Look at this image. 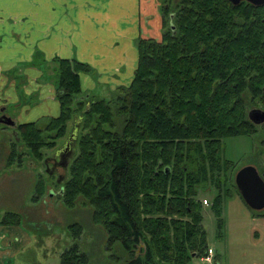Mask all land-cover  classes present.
<instances>
[{
  "label": "trees",
  "instance_id": "1",
  "mask_svg": "<svg viewBox=\"0 0 264 264\" xmlns=\"http://www.w3.org/2000/svg\"><path fill=\"white\" fill-rule=\"evenodd\" d=\"M173 1L160 0L161 40L138 39L134 78L109 99L91 96L88 105L80 76L95 71L76 59L54 58L49 70L60 115L18 125L8 163H22L18 146L44 161L43 150L55 149L70 123L82 119L79 156L61 195L70 208L78 198L94 208L93 221L104 227L109 247L124 241L126 264H191L206 255L198 193L213 184L219 216L222 183L237 189L220 156L224 140L264 130L248 117L251 109L264 110V10H256L255 29L243 33L236 18L249 22V9L229 0H177L175 9ZM43 60L37 51L32 65L44 66ZM258 142L261 157L264 137ZM44 191L41 181L34 201ZM2 225L20 226L21 217L7 213ZM69 228L73 245L60 264H91L79 244L83 228ZM140 243L144 254L134 255Z\"/></svg>",
  "mask_w": 264,
  "mask_h": 264
},
{
  "label": "crops",
  "instance_id": "2",
  "mask_svg": "<svg viewBox=\"0 0 264 264\" xmlns=\"http://www.w3.org/2000/svg\"><path fill=\"white\" fill-rule=\"evenodd\" d=\"M160 3V0H0V55L4 57L0 59V118L5 114L20 125L60 115L56 87L47 78L56 57L76 59L95 71L80 76L85 95L109 99L118 88L128 86L138 65V39L161 40L163 36ZM37 51L43 53L42 68L32 65ZM21 62L31 64L37 72L30 74L31 81L36 82L30 95L37 94L30 97V102L18 103L12 98L17 96L12 89L15 79L12 71ZM6 72L9 74L4 75ZM33 101L35 107H31ZM16 104L18 108L9 112V105ZM8 128L11 127L0 126L3 136H0V260H5V255L15 259L29 245H34L35 235L27 229L29 222L40 232L52 229L54 221H59L50 219L47 209H38L47 212L44 216L32 217L34 205H28L27 201L39 208L43 199L49 198L51 184L46 175L51 174L43 173L42 162L31 159V154L21 156L20 166L16 162L12 166L7 164L12 145L17 141L15 128ZM261 161L264 164V153ZM41 181L44 194L34 201ZM7 213L18 214L21 225L3 226ZM70 226L57 225L63 231Z\"/></svg>",
  "mask_w": 264,
  "mask_h": 264
},
{
  "label": "rangeland",
  "instance_id": "3",
  "mask_svg": "<svg viewBox=\"0 0 264 264\" xmlns=\"http://www.w3.org/2000/svg\"><path fill=\"white\" fill-rule=\"evenodd\" d=\"M2 58L4 57L0 55V59ZM7 73L9 74V72H6L4 75ZM33 73L37 72L34 71L31 64L24 62H21V64L17 65L16 70L12 71V75L15 78L12 80L14 81L12 89L17 93V96H12L13 100H19L18 103H22L23 101L30 102L32 100L30 97L33 95V97L36 96V92L30 95L32 93L31 89L36 87V82L31 81L30 78V74ZM48 76L49 83L52 84V74L49 73ZM117 91L118 89L115 92ZM100 92L102 93L104 90L102 89ZM85 96L84 93L83 97ZM35 106L36 101H33L31 107ZM16 108H18L17 104L9 105L8 111L13 112ZM8 129L11 130V128ZM71 129L72 123H70L67 137L58 140L55 149L43 150V153L46 152L44 157L47 158L63 148L62 145H64L71 135ZM117 130H120L119 126ZM82 133L85 132H81V136ZM263 137L264 130L262 133L260 132V134L251 138L232 137L224 140V148L221 150L220 156L229 163L226 176H230L232 182V179L235 180L236 174L246 166H256L260 173L263 171L264 164L261 161L263 155L261 157L258 156L260 153L258 151V141ZM263 150L264 147L262 148V152ZM18 153L26 156V154H30V151L26 146H18ZM31 159L35 158L32 156ZM35 161L40 162L37 159ZM41 162L40 164L43 166L42 172L45 173L44 167L47 165L45 166L43 161ZM22 164L23 162L17 163L16 165L20 166ZM57 172V177H49L45 174L51 184L49 187L50 191L48 190L49 198H46L47 201L43 199L42 204L38 205L39 208L29 200L27 203L28 205H34L33 211L31 212L32 217L34 215L44 216L47 212H40L38 209H47L50 219H57L59 221H54L55 225L52 229L46 228L40 232L38 229L32 228L29 222L27 229L35 235L34 245H29L28 249H25L19 255L15 256V259L12 255H5V260H0V264H13L14 261H16L15 264H60L61 255L73 245L72 237L67 235L70 234V228L69 230L65 228L63 231L61 227L70 225H80L83 228L79 244L82 251L89 256L91 264H126L128 254L121 248L120 244L109 247L107 232L103 226L94 223L93 216L95 210L88 202L82 198H78L74 207L70 208L66 206L61 195L62 190L60 191V187L56 184V179L65 176L67 171L60 167ZM232 184L227 183V181L222 183V199H220V207H222V210L219 216L213 209L218 194L217 190L212 187L213 184H210V189L200 190L198 193V198L203 200V203H205V200L209 202L208 206L204 204L203 207V224L207 231L208 246L214 251V264H264V210L255 212L248 208ZM50 192L53 193L52 197ZM57 225L61 227H57ZM41 240L44 243H41ZM191 264L206 263L201 262L200 258H194Z\"/></svg>",
  "mask_w": 264,
  "mask_h": 264
},
{
  "label": "water",
  "instance_id": "4",
  "mask_svg": "<svg viewBox=\"0 0 264 264\" xmlns=\"http://www.w3.org/2000/svg\"><path fill=\"white\" fill-rule=\"evenodd\" d=\"M241 1L243 0H231L234 5H238ZM247 1L257 5L264 3V0ZM248 117L254 125H264V110L251 109L248 113ZM0 124L6 127L17 128V123L5 114L1 116ZM78 136V129H73L66 143V146L68 145L71 150L73 149V144H77ZM235 183L240 196L248 208L255 212L264 210V178L256 166L250 165L241 169L236 174Z\"/></svg>",
  "mask_w": 264,
  "mask_h": 264
},
{
  "label": "flooded vegetation",
  "instance_id": "5",
  "mask_svg": "<svg viewBox=\"0 0 264 264\" xmlns=\"http://www.w3.org/2000/svg\"><path fill=\"white\" fill-rule=\"evenodd\" d=\"M231 2V0H229ZM177 4H178V1L175 0L173 1V7L176 9L177 8ZM231 4L236 7V8H246V9H249V11H251V16L249 17V22H244V20L246 19V17H239L237 16L236 18V21L238 23H241L243 25V33H246V31L252 27H254L255 29V18L254 16H256V10L257 9H260V10H264V3L263 4H254V3H250L249 1L247 0H243L241 1L238 5H234L232 2ZM262 21L264 22V18L262 19ZM249 23V28H247V24ZM235 25V23H234ZM126 87V86H125ZM90 97L91 95H86L85 97L82 98V100L86 101L88 105H90ZM87 105V106H88ZM82 125H83V121L82 119H77L75 121H73L72 123V129H71V133L73 131V129H78L79 133L81 131V128H82ZM66 143L67 141L64 143L63 148L58 151L57 153H53V155L51 156H48L47 159H44L43 161V164L46 166L48 163V165L45 167V171L46 172H50L51 173V177H53L55 175V173H57L58 175V172L59 171V168H64L65 171H69V167H70V163L79 156V141L77 142V144H73V149L71 150L68 145L66 146ZM69 163V164H68ZM53 168V169H52ZM53 172H55L53 174ZM262 175H264V171L261 172ZM112 173H110V177H111ZM66 176L68 177V173H66L65 176L61 177L60 179H56V184L60 187V191H61V185L62 183L64 182ZM109 177V179H110ZM264 178V177H263ZM112 180V179H111ZM59 191V192H60ZM51 194V197L53 196L52 192H50ZM121 243V248L124 250V241H120ZM144 248V244L140 243L137 248L135 249V253L134 255H143L144 253L142 252Z\"/></svg>",
  "mask_w": 264,
  "mask_h": 264
},
{
  "label": "built area",
  "instance_id": "6",
  "mask_svg": "<svg viewBox=\"0 0 264 264\" xmlns=\"http://www.w3.org/2000/svg\"><path fill=\"white\" fill-rule=\"evenodd\" d=\"M205 205H209V203H207L205 201L204 203ZM201 262H204L206 264H214V251L213 249H209L207 252H206V255H204L202 258H201Z\"/></svg>",
  "mask_w": 264,
  "mask_h": 264
}]
</instances>
